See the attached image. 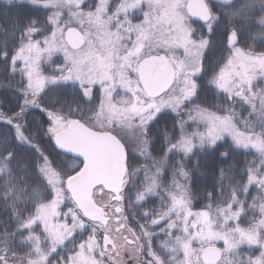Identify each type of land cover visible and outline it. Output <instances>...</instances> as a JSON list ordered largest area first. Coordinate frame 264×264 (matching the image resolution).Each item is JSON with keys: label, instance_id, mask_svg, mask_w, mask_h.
Returning <instances> with one entry per match:
<instances>
[{"label": "snow or ice", "instance_id": "obj_1", "mask_svg": "<svg viewBox=\"0 0 264 264\" xmlns=\"http://www.w3.org/2000/svg\"><path fill=\"white\" fill-rule=\"evenodd\" d=\"M0 9V69L17 97L0 110V264H264V50L241 46L264 43V0ZM209 95L222 103L202 106ZM33 110L43 118L29 123ZM241 154L256 158L238 171ZM210 157L216 180L195 209L188 169Z\"/></svg>", "mask_w": 264, "mask_h": 264}, {"label": "trees", "instance_id": "obj_2", "mask_svg": "<svg viewBox=\"0 0 264 264\" xmlns=\"http://www.w3.org/2000/svg\"><path fill=\"white\" fill-rule=\"evenodd\" d=\"M0 11H4L3 9H0ZM223 29H221V34L217 37V48L218 50L211 54L209 63H215L216 59L219 58V56L222 53L224 44H225V37L223 36ZM255 35V32L253 33ZM245 43L248 45H251L257 49V51L264 50V43H262L257 37L255 43L253 44L252 40L248 37H245V41L241 42V46H245ZM18 79V77H17ZM16 85V81L13 79H10L2 69H0V110L8 112L9 109L15 107L16 103V94L14 92V88ZM202 106L207 107L210 104H216V103H222L219 100H213V98L209 95L207 96V103L201 102ZM223 107H227V105H222ZM238 109V107H237ZM18 110V109H17ZM42 113L39 110H33L32 114L28 117L29 123L32 121H39L41 120ZM3 129V126L0 125V130ZM164 129H169V135H171V120L167 121L166 123H162L160 125V132L162 133ZM152 143L155 145V147L151 148L152 154L155 157H161L164 156V152L161 151L162 148H164V142L159 138V135L154 134L152 137ZM42 147L48 149L53 154L56 153V150L53 147L52 143L47 142L45 139L41 142ZM64 162L66 165L71 166L74 161L67 159L66 157H63ZM255 159L254 154H241L237 157H235V168L238 171H243L245 164L251 160ZM204 163V166L200 169L196 170L191 167H189V171L192 173V193L195 197L194 200V208L200 209L205 204L208 203V201L205 199V196L212 192V185L215 183L216 177L214 175V169L218 166L215 162V159L210 157L206 162ZM221 167H224L226 165H219ZM237 179H239V176H237ZM251 195H256V192L252 189H250ZM149 207H156V203L150 204ZM7 217L4 216L3 211L0 210V219H6ZM246 225V224H245ZM244 225V226H245Z\"/></svg>", "mask_w": 264, "mask_h": 264}, {"label": "rangeland", "instance_id": "obj_3", "mask_svg": "<svg viewBox=\"0 0 264 264\" xmlns=\"http://www.w3.org/2000/svg\"><path fill=\"white\" fill-rule=\"evenodd\" d=\"M235 111L237 113H240L241 117H247V112H242V110L238 107V109L236 108ZM255 156V155H254ZM153 157V156H152ZM155 158V157H154ZM256 158V156H255ZM156 160H159L157 158H155ZM161 159V158H160ZM133 162H140L141 164H139V166H134V167H139V168H144V167H148L149 169H151L153 167V162L152 160H145L143 157H139L137 156L136 159L133 160ZM141 179H143V173H141ZM164 179H165V182L166 183H170L171 182V179H172V169L171 168H168L166 171H165V175H164ZM156 206H158V201L156 202ZM247 226V225H245ZM155 246V245H154ZM259 253H257L258 255Z\"/></svg>", "mask_w": 264, "mask_h": 264}, {"label": "flooded vegetation", "instance_id": "obj_4", "mask_svg": "<svg viewBox=\"0 0 264 264\" xmlns=\"http://www.w3.org/2000/svg\"><path fill=\"white\" fill-rule=\"evenodd\" d=\"M150 152H151V156H153V154H152L153 152H152L151 148H150ZM153 157H155V156H153ZM162 157H163V156H161V157H155V158L160 159V158H162ZM73 163H74V162H73ZM139 164H141V163H140V162H136V163H135V162L132 161V165H133V167H134V166H137V165L139 166ZM128 210H129V209H126V211H128Z\"/></svg>", "mask_w": 264, "mask_h": 264}, {"label": "water", "instance_id": "obj_5", "mask_svg": "<svg viewBox=\"0 0 264 264\" xmlns=\"http://www.w3.org/2000/svg\"><path fill=\"white\" fill-rule=\"evenodd\" d=\"M53 145H54V143H53ZM57 150V149H56ZM58 151V150H57Z\"/></svg>", "mask_w": 264, "mask_h": 264}]
</instances>
